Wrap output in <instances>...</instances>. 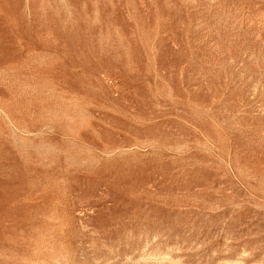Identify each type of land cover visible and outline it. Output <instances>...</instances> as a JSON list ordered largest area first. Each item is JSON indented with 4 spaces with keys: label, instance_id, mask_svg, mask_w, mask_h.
Here are the masks:
<instances>
[{
    "label": "rangeland",
    "instance_id": "1",
    "mask_svg": "<svg viewBox=\"0 0 264 264\" xmlns=\"http://www.w3.org/2000/svg\"><path fill=\"white\" fill-rule=\"evenodd\" d=\"M0 264H264V0H0Z\"/></svg>",
    "mask_w": 264,
    "mask_h": 264
}]
</instances>
